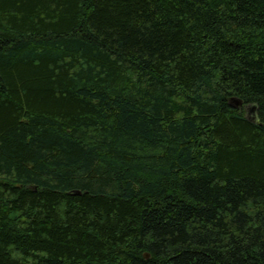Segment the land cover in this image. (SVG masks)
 Returning <instances> with one entry per match:
<instances>
[{
	"label": "trees",
	"instance_id": "16d2710c",
	"mask_svg": "<svg viewBox=\"0 0 264 264\" xmlns=\"http://www.w3.org/2000/svg\"><path fill=\"white\" fill-rule=\"evenodd\" d=\"M0 264H264V0H0Z\"/></svg>",
	"mask_w": 264,
	"mask_h": 264
},
{
	"label": "water",
	"instance_id": "95a60500",
	"mask_svg": "<svg viewBox=\"0 0 264 264\" xmlns=\"http://www.w3.org/2000/svg\"><path fill=\"white\" fill-rule=\"evenodd\" d=\"M231 103H232V106L233 107H236V108H238V107L239 108H243L244 107L243 101L241 99H238V98H232L231 99ZM256 107H257L256 105H246V108H247V117H248V119H250L252 121H256V119H255L256 118V114H254V116L251 115V111H253V109L255 110ZM147 256H149V255L147 254Z\"/></svg>",
	"mask_w": 264,
	"mask_h": 264
},
{
	"label": "rangeland",
	"instance_id": "374dc122",
	"mask_svg": "<svg viewBox=\"0 0 264 264\" xmlns=\"http://www.w3.org/2000/svg\"><path fill=\"white\" fill-rule=\"evenodd\" d=\"M249 107V106H248ZM250 108V107H249ZM247 109V108H246ZM251 111V110H250ZM254 114H255V111H254V109H253V111H251V115H253L254 116Z\"/></svg>",
	"mask_w": 264,
	"mask_h": 264
}]
</instances>
